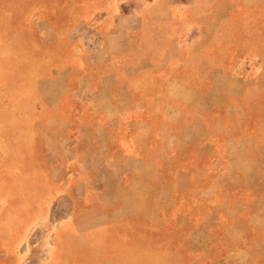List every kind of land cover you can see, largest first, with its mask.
<instances>
[{
	"label": "crops",
	"instance_id": "0c3cea01",
	"mask_svg": "<svg viewBox=\"0 0 264 264\" xmlns=\"http://www.w3.org/2000/svg\"><path fill=\"white\" fill-rule=\"evenodd\" d=\"M72 1L67 44L37 49L55 69L13 121L33 120L23 160L44 164L46 211L52 198L66 211L58 257L171 264L183 246L188 264H253L240 254L264 232L248 197L264 194L249 184L264 179V26L238 12L259 8L264 21V0Z\"/></svg>",
	"mask_w": 264,
	"mask_h": 264
},
{
	"label": "rangeland",
	"instance_id": "374dc122",
	"mask_svg": "<svg viewBox=\"0 0 264 264\" xmlns=\"http://www.w3.org/2000/svg\"><path fill=\"white\" fill-rule=\"evenodd\" d=\"M79 4L82 3L72 0H0V232L5 238L10 236L9 241L0 242V264L72 262L71 257L59 258L56 252L57 243L53 234L57 219L66 211L56 210L52 197L50 210L46 211L44 208L47 198H43L40 186L42 181L46 183L47 179L39 176L40 173H46L44 164L39 157L36 160H23L26 154L28 156L33 153L32 143L36 132L33 128L34 122L13 121L20 115L16 107L21 105L24 95L35 90L40 77L50 76L51 71L55 69V66L40 63L37 49L56 42L67 44L64 31L71 26L73 9ZM260 10H241L238 17L255 11L258 16L255 24H259L257 27H263ZM83 33V30L79 33V39L87 40L89 34ZM211 36L207 35V41ZM238 39V45L242 47V43L247 42V34H241ZM223 43L230 44L227 40ZM238 52L242 59H246L242 50ZM9 154L13 156L12 161L7 160ZM263 180L251 178L249 184L263 186ZM243 196L247 199V195ZM248 197L255 198L257 206L264 210V194ZM240 217L246 218V214L242 213ZM7 220L12 225L8 226ZM234 230L237 235L244 231L239 225H236ZM256 235L254 241L248 244L246 254L240 255L242 259L247 257L253 264H264V232ZM241 244L238 243L237 246ZM208 246L212 244L209 242ZM171 251L176 253L171 259V264H188L186 262L189 260L183 258V252L186 251L183 246ZM163 254H168V250H163ZM237 259L228 256L223 264H233ZM167 261L168 258L161 255L154 258L153 263L145 260L139 264H167ZM77 264L118 263L110 256L97 254L82 258ZM202 264H212V258H207V261L204 259Z\"/></svg>",
	"mask_w": 264,
	"mask_h": 264
}]
</instances>
